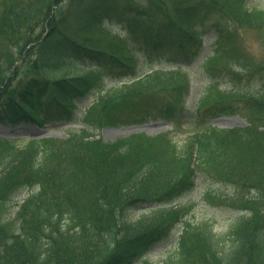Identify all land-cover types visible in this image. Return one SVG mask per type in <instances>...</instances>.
Instances as JSON below:
<instances>
[{
  "label": "trees",
  "instance_id": "16d2710c",
  "mask_svg": "<svg viewBox=\"0 0 264 264\" xmlns=\"http://www.w3.org/2000/svg\"><path fill=\"white\" fill-rule=\"evenodd\" d=\"M167 1L0 0V123L85 125L65 139L0 137V264H157L148 252L174 237L159 264H264V62L243 54L237 32L258 28L264 45V7L183 0L166 12ZM112 7L138 19L161 16L127 24L101 46ZM208 34L212 51L194 68L208 82L195 119L247 110L248 126H203L182 142L171 132L98 137L103 126L180 118L184 105L173 98L130 99L142 98L160 76L186 86ZM23 60L34 71L26 79L18 71ZM249 78L256 90L220 85ZM201 177L203 200L224 202L233 213L224 233L187 217L194 200L179 201Z\"/></svg>",
  "mask_w": 264,
  "mask_h": 264
},
{
  "label": "rangeland",
  "instance_id": "374dc122",
  "mask_svg": "<svg viewBox=\"0 0 264 264\" xmlns=\"http://www.w3.org/2000/svg\"><path fill=\"white\" fill-rule=\"evenodd\" d=\"M248 5L250 7H264V0H249ZM238 32V42L242 48V52L245 56L250 58L252 62H264V45L262 42V32L258 28H249L237 26ZM212 44L211 37L207 36L205 47L202 52V55L199 58V64L211 53ZM35 59V56H31L28 60ZM247 65H250L247 62ZM246 68V67H245ZM18 71L20 72V78L26 79L31 75V72L34 73L31 66L23 60L18 62ZM246 71H249L246 69ZM186 74L192 77V88L189 95H185L187 91V86L176 87L172 84L169 75L160 76L156 82L153 84L146 85L145 88L147 93L140 99L136 100L135 97H131L130 105L134 101L155 100L158 98H173L178 103L179 108L184 105V111L180 114V118L176 119L175 122H169L168 120L163 119H152L144 123L136 124H126L121 126H103L95 130L98 137H102L105 140L115 141L122 136H127L132 133L137 132H147L150 134L166 133L171 132L175 138L182 142V137L190 134V131L199 129L203 126H211L217 128H234V127H246L249 124V119L247 117V110H242V112H237L235 114H226L218 116H210L208 118H196L197 107L199 106L200 99L202 97L203 90L207 87L206 76L202 70L194 71L193 67L188 68ZM248 74V73H247ZM249 75V74H248ZM188 78V79H189ZM221 86L233 85L235 89H238L240 92H246L248 89L256 90L258 84L255 79L249 78L243 83H227L223 82ZM93 96L88 98V101H91ZM232 101L233 104H239L243 107V100L234 98ZM214 102V99L206 100L204 105H201V110L207 109L211 103ZM107 109L100 110L101 116L106 114ZM111 111H114L113 109ZM128 109H125L124 112H127ZM85 125L81 121H53L46 124L45 126L38 125L34 122L31 123H22L18 126H11L8 124L0 123V137L17 140L19 144H23L31 138H59L65 139L69 136L72 131L79 130L84 128ZM198 187L192 191L188 196L182 197L179 201L182 203H187L189 199L194 200V208L187 215L190 219L195 222H200L202 220H210L213 224L214 231L217 234L224 233L228 230L230 223L232 221L233 213L230 210L226 209L224 202H221L219 205H211L205 202L202 198L204 186L207 184V181H204V177H201ZM225 190H229L228 186H224ZM28 193L24 192L18 198L20 202L23 201V198L27 196ZM17 207H13L11 214L15 213ZM146 212V209H143ZM144 212L141 210H135L131 216L134 219H137ZM180 233V230L176 232V236ZM175 237L173 240L166 245L158 246L153 250L148 252V258L154 263H161L162 260L167 257L168 250L171 247H174Z\"/></svg>",
  "mask_w": 264,
  "mask_h": 264
},
{
  "label": "bare ground",
  "instance_id": "6f19581e",
  "mask_svg": "<svg viewBox=\"0 0 264 264\" xmlns=\"http://www.w3.org/2000/svg\"><path fill=\"white\" fill-rule=\"evenodd\" d=\"M104 1L106 3H112V2H114V0L113 1H111V0H104ZM123 1H125V0H123ZM142 1L144 3H148L149 1H154V0H142ZM167 2H168L167 3L168 7H167L166 12L172 11L177 6L182 5L183 0H169ZM122 4H123V2H122ZM120 11L121 10H119V9L117 10V7H112L111 14L105 18L104 23H105V29L106 30H104V33H102V35H101V37L103 39V43L101 44V46H108L109 44L113 43V40H112L113 37L125 25L131 24V25H134V26H137V27H139V26L142 27L144 25H148V24L157 22L158 21L157 18L160 15V12L159 11H155L153 13H150L149 16H144V17L138 19V18H136V16L134 14H124V13H122ZM141 32H142V30L140 31V35H142ZM46 33H44L43 36L46 35ZM207 36L211 37L210 34L206 35L205 42H206ZM211 40H212V37H211ZM205 42H204V47H205ZM212 47H213V45H212ZM115 51L117 52V54H124L126 52V50H125L124 47H115ZM211 51H212V49H211ZM198 60L195 61V63L191 66V67H193V69L199 64L198 63L199 62ZM189 69H190V67H189ZM194 71H196V70L194 69ZM204 74H207V73H204ZM113 83L114 82H111L110 84H113ZM192 84H193L192 77H190L187 80V82H186V86H187V93H186V95H189L190 94L191 88H192ZM224 115H226V114H224ZM184 139H185V137H182V140L183 141H184ZM207 203L209 204V202H207ZM153 207H160V205L157 204V206H153ZM143 209H147V208H143ZM226 209H227V207H226ZM209 222L212 224V222L210 220H209Z\"/></svg>",
  "mask_w": 264,
  "mask_h": 264
}]
</instances>
